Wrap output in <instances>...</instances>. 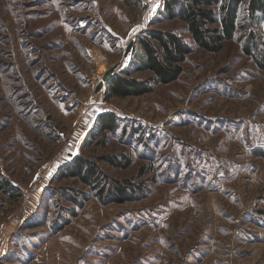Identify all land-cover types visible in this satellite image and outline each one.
<instances>
[{
    "label": "rangeland",
    "instance_id": "1",
    "mask_svg": "<svg viewBox=\"0 0 264 264\" xmlns=\"http://www.w3.org/2000/svg\"><path fill=\"white\" fill-rule=\"evenodd\" d=\"M163 4L0 0V264H264V15L209 53ZM151 33L191 47L180 77L106 100Z\"/></svg>",
    "mask_w": 264,
    "mask_h": 264
},
{
    "label": "trees",
    "instance_id": "2",
    "mask_svg": "<svg viewBox=\"0 0 264 264\" xmlns=\"http://www.w3.org/2000/svg\"><path fill=\"white\" fill-rule=\"evenodd\" d=\"M163 9L168 17L178 15L187 27V32L195 47L209 53H218L226 41L233 39L238 30L241 9L251 22H257L259 15H264V0H163ZM178 10H180L178 12ZM131 53L130 67L136 72H149L151 77L140 81L130 75L114 73L109 69L96 90L104 89V98L125 99L140 97L151 93L157 85H167L176 81L182 74V65L191 53L176 35L170 33H151L144 38H137L126 47ZM124 75V76H123ZM99 131L114 132L117 119L104 115L97 120ZM112 165H120L114 160H107ZM129 161L126 160L124 167ZM71 177L79 178L84 184L91 183L96 173L92 167L75 160L65 169ZM125 192L118 190L117 201L124 202Z\"/></svg>",
    "mask_w": 264,
    "mask_h": 264
}]
</instances>
